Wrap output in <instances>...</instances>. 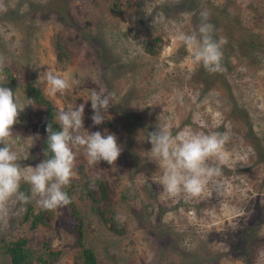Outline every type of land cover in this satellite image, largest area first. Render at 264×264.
Here are the masks:
<instances>
[{"label": "rangeland", "instance_id": "1", "mask_svg": "<svg viewBox=\"0 0 264 264\" xmlns=\"http://www.w3.org/2000/svg\"><path fill=\"white\" fill-rule=\"evenodd\" d=\"M3 2L8 7L0 13L4 86L21 102L31 98L23 83L38 86L55 108V120L58 109L83 103L86 130L107 129L117 136L123 150L113 165L103 160L90 165L85 149L74 148L72 181L79 168L102 180L105 203L123 232L107 229L79 186L69 185L81 225L69 205L49 211L35 198L27 204L10 201L0 219V264H10L3 244L17 237L29 248L58 251L55 258L44 254L46 263L32 259L31 264H86L82 246L93 250L99 264H264V0H117L119 11L112 0ZM205 9L215 38L227 39L222 72L195 64L174 39L178 31H195ZM56 39L69 52L66 60L56 58ZM148 40L157 48L153 53L143 49ZM47 69L68 76L69 90L49 95ZM96 82L115 93L99 125L91 119V101L85 102L98 89ZM32 100L35 105L25 107L12 131L15 146L29 153L21 166L35 167L44 160L46 116ZM158 125H170L174 135L186 127L227 132V150L243 155L246 165L230 160L223 167L220 179L227 191L221 197L206 192L190 200L168 198L146 139ZM89 184L98 195L99 183ZM21 190L28 192L29 185L22 182ZM27 205L42 211L43 221L33 227L25 217Z\"/></svg>", "mask_w": 264, "mask_h": 264}, {"label": "clouds", "instance_id": "2", "mask_svg": "<svg viewBox=\"0 0 264 264\" xmlns=\"http://www.w3.org/2000/svg\"><path fill=\"white\" fill-rule=\"evenodd\" d=\"M7 11V5L0 0V13ZM199 15L200 23L195 31L190 34L178 31L174 39L189 50L195 64L209 73L222 72L223 46L227 39L215 38V26L210 22L207 9ZM5 62V57L0 56V70ZM45 79L50 86L47 89L49 95L65 93L71 86L68 76L51 69L45 71ZM2 81L3 77H0V145H3L0 147V219L7 216L10 201L27 204L35 198L40 208L49 211L71 205V197L65 189L76 175V153L73 149L83 147L90 165H97L101 160L113 165L123 150L117 136L107 129L103 133L86 130L83 103L67 110L58 109L55 123L59 130L53 129L54 121L46 128V158L35 167L21 166L20 161L29 153L24 154L15 146L12 128L25 107L35 103L31 98L21 102L16 92L5 87L6 82ZM96 84L98 89L93 88L85 102L91 101V119L99 125L105 121V113L113 103L115 93L102 83ZM146 139L151 143V161L162 168L158 181L162 193L171 199L190 200L206 192H215L221 197L227 191V186L220 179L223 167L230 160L246 165L243 155L237 153L233 156L227 150V132H205L186 127L174 135L170 125H158L157 130L148 132ZM22 182L29 185L28 192L21 190Z\"/></svg>", "mask_w": 264, "mask_h": 264}, {"label": "trees", "instance_id": "3", "mask_svg": "<svg viewBox=\"0 0 264 264\" xmlns=\"http://www.w3.org/2000/svg\"><path fill=\"white\" fill-rule=\"evenodd\" d=\"M112 8H115V10L119 11V8L117 7V0H112ZM111 8V9H112ZM156 38V37H155ZM157 39V38H156ZM54 48L56 52V58L58 60H66L69 52L66 48L63 47L61 42L56 39L54 40ZM144 51L148 53H153L157 50V48L153 45V41L148 40L143 45ZM6 68V75L9 78L11 77V72ZM5 71V70H4ZM23 87L26 89L28 95L34 99L37 103L41 104L43 107V112L45 114L44 119V137L41 142V153L44 157L45 151L47 149V131L46 128L49 123H53V129L59 130V125L55 123L54 114L56 113L55 108L51 104V102L41 93V91L38 89V86L31 84V83H23ZM51 153L49 152V155ZM90 181L98 182L100 185V193L96 195V193L93 191L92 186L89 184ZM78 185L81 192L84 194V196L87 198L90 210L94 212L98 218L101 220L103 225L112 231L113 233H121L123 232L122 226L119 225L118 220L116 219L115 213L113 212V209L111 207V204L105 203V195H104V184L103 181L99 178H90L87 173L83 172L81 168H79V176L78 178L73 182L71 181L70 186ZM69 193V187L65 189ZM71 208V213L75 214V222L76 225L79 227L81 225V219L78 215L77 209L71 200V205H69ZM30 216V226L33 227L38 222H42V211L38 210L37 212H33L31 210V205H27L25 217ZM45 245V244H44ZM39 249L29 248L25 245V239L22 237H17L14 240H11L5 244H3V251L7 254L10 264H31L32 259L39 260L41 263H46L48 260L44 257V254H46L50 258H55L58 254V251L56 249H50L47 247H43ZM81 255L83 257V261L86 264H99L96 261L95 254L93 250L90 247H84L81 248ZM240 252V251H239ZM246 254V258L251 260V251L244 249L242 251Z\"/></svg>", "mask_w": 264, "mask_h": 264}]
</instances>
